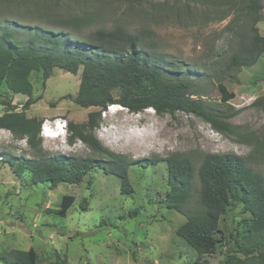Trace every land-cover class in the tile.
<instances>
[{
  "label": "rangeland",
  "instance_id": "obj_1",
  "mask_svg": "<svg viewBox=\"0 0 264 264\" xmlns=\"http://www.w3.org/2000/svg\"><path fill=\"white\" fill-rule=\"evenodd\" d=\"M0 0V25L7 21L60 29L80 40L90 39L98 29L121 24L138 34L148 51L163 54L166 64L175 62L191 79L203 78L199 85L208 95L206 104L223 114L231 132H218L195 115L184 113L156 114L152 109L130 113L111 105L101 112L97 126L86 128L88 115L97 108H81L74 98L80 76L53 69L42 85L40 73L31 75L33 98L41 97L26 111L28 118H60L67 122L65 142L42 140L46 155L108 159L92 151L75 137V131L94 136L110 153L130 160L171 155L190 157L196 166L199 156L233 154L246 159L248 165L264 179V115L253 102L264 95V52L256 63L241 68L234 79L222 83L234 97L222 102L212 77L219 74L229 55L238 49L235 34L246 26L233 21V0ZM264 7V0H262ZM56 17H79L82 21L61 28L52 22ZM255 26L264 35V9ZM84 20V21H83ZM250 23V21H249ZM242 25V26H241ZM77 27V28H76ZM249 27L251 25L249 24ZM230 73V72H229ZM202 81V82H201ZM5 101L20 110L26 97L12 95L4 88ZM69 95L71 98L61 99ZM115 96L118 94L115 93ZM120 109V110H118ZM5 111L0 106V114ZM69 123L76 129L70 130ZM33 158L35 152L24 140L0 130V155ZM167 169L165 162L146 169L131 165L128 170L132 192L122 195L115 177L95 171L80 185L60 183L49 189L47 184L19 183L9 166L0 161V255L11 250L33 248L36 264H193L195 253L175 236L185 218L165 204ZM63 195L75 201L65 217L55 215ZM85 199V206L82 203ZM197 198L191 200L196 204ZM48 211H52L49 213ZM248 217L242 206H231L222 215L220 239L216 252L200 264H220L226 254L231 234L242 218ZM221 236H218L219 238ZM240 256V255H239ZM0 264H3L0 260Z\"/></svg>",
  "mask_w": 264,
  "mask_h": 264
},
{
  "label": "trees",
  "instance_id": "obj_2",
  "mask_svg": "<svg viewBox=\"0 0 264 264\" xmlns=\"http://www.w3.org/2000/svg\"><path fill=\"white\" fill-rule=\"evenodd\" d=\"M263 9L262 0H233V11L237 10L233 21H238L237 29L240 24L246 29L239 28L235 34L240 38L238 49L226 59L222 71L212 77L222 102L234 97L222 83L224 77L234 79L241 68L254 65L264 52V35L261 36L255 26L262 19ZM51 21L61 28H68L69 24L74 27L82 20L56 17ZM92 35L90 39L80 40L69 33H61L60 29L15 21L5 22L3 27L0 25V106L5 108L0 114V130L24 140L35 152L33 158L0 155V161L4 160L19 183L24 184L27 178L30 185L47 184L49 189L60 183L80 185L85 176L101 171L116 178L122 195L132 192L128 179L131 165L146 169L164 161L168 191L163 202L185 218L175 236L195 253L193 264H200L216 252L220 239H224L219 230L220 219L233 205L242 206L248 217L242 218L235 234L230 235L220 264H264V179L246 159L233 154L204 153L199 156L198 166L190 157L176 154L164 160H130L105 150L94 136L75 131L72 123H69V129L75 131V137L108 159L46 155L43 152L39 136L42 121L26 116L28 108L41 99L33 98L30 78L32 74L40 73L45 86L55 68L72 75L79 74L74 102L81 108H97L88 115L85 126L89 130L97 126L102 111L110 105H119L130 113L152 109L159 115H195L218 132H231L223 121V114L202 99L208 91L199 85V81H203L201 76L191 79L182 65L166 64L163 54L148 51L146 46L142 48L140 36L121 24L98 29ZM2 88L12 95L26 97L20 110H16L10 100H4ZM66 98L71 97L67 95L61 99ZM253 107L264 115V95L253 102ZM194 194L197 201L192 205ZM74 201V196L63 195L59 209L53 213L65 217ZM84 204L85 199L82 206ZM0 260L3 264H36L37 255L33 248L11 250L2 253ZM56 264H65V261Z\"/></svg>",
  "mask_w": 264,
  "mask_h": 264
},
{
  "label": "built area",
  "instance_id": "obj_3",
  "mask_svg": "<svg viewBox=\"0 0 264 264\" xmlns=\"http://www.w3.org/2000/svg\"><path fill=\"white\" fill-rule=\"evenodd\" d=\"M66 128L67 122L60 118L53 121L45 120L44 123L41 124L39 136L44 141L52 138H60L63 140L61 145L65 148L67 147L65 142Z\"/></svg>",
  "mask_w": 264,
  "mask_h": 264
},
{
  "label": "clouds",
  "instance_id": "obj_4",
  "mask_svg": "<svg viewBox=\"0 0 264 264\" xmlns=\"http://www.w3.org/2000/svg\"><path fill=\"white\" fill-rule=\"evenodd\" d=\"M110 106H111V105H110ZM118 107H121V106L118 105ZM121 108H122V107H121ZM107 109H109V106L107 107ZM123 109H124V108H123ZM40 128H41V127H40ZM39 134H40V133H39ZM40 138H41V137H40Z\"/></svg>",
  "mask_w": 264,
  "mask_h": 264
},
{
  "label": "bare ground",
  "instance_id": "obj_5",
  "mask_svg": "<svg viewBox=\"0 0 264 264\" xmlns=\"http://www.w3.org/2000/svg\"><path fill=\"white\" fill-rule=\"evenodd\" d=\"M120 109H122L121 107H119ZM120 109H118V110H120Z\"/></svg>",
  "mask_w": 264,
  "mask_h": 264
}]
</instances>
